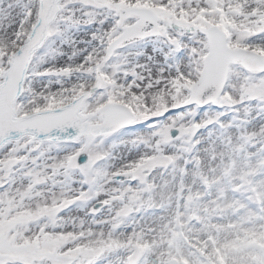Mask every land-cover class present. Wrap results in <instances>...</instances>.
I'll use <instances>...</instances> for the list:
<instances>
[{
    "label": "snow or ice",
    "instance_id": "snow-or-ice-1",
    "mask_svg": "<svg viewBox=\"0 0 264 264\" xmlns=\"http://www.w3.org/2000/svg\"><path fill=\"white\" fill-rule=\"evenodd\" d=\"M0 264H264V0H0Z\"/></svg>",
    "mask_w": 264,
    "mask_h": 264
}]
</instances>
